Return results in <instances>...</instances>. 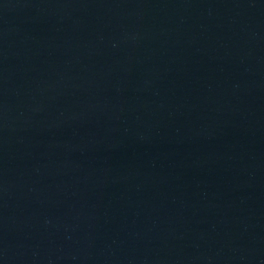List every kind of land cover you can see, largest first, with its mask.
<instances>
[{
    "label": "water",
    "instance_id": "obj_1",
    "mask_svg": "<svg viewBox=\"0 0 264 264\" xmlns=\"http://www.w3.org/2000/svg\"><path fill=\"white\" fill-rule=\"evenodd\" d=\"M0 264H264V0H0Z\"/></svg>",
    "mask_w": 264,
    "mask_h": 264
}]
</instances>
